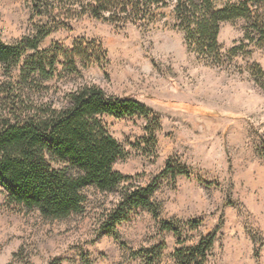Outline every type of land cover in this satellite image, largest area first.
<instances>
[{
  "label": "rangeland",
  "instance_id": "obj_1",
  "mask_svg": "<svg viewBox=\"0 0 264 264\" xmlns=\"http://www.w3.org/2000/svg\"><path fill=\"white\" fill-rule=\"evenodd\" d=\"M60 21L68 26L54 29L39 49L80 43L89 46V60L77 61L76 74L58 66L42 83L38 100L60 106L71 89L96 85L109 96H130L148 107L159 119L154 140L144 116L104 115L102 121L125 151L113 169L133 186L155 182V213L138 207L106 233L103 214L116 203L117 192L90 187L83 212L48 219L11 203L0 186V264H176L177 249L213 231L204 264H264V50L229 58L228 50L242 37V21L220 24L219 64L187 48L171 4L157 9L146 27L88 16ZM39 22L29 0H0L2 42L14 44ZM17 73L0 65V84ZM168 160L190 176H160ZM161 222L174 224L180 236L163 230Z\"/></svg>",
  "mask_w": 264,
  "mask_h": 264
},
{
  "label": "trees",
  "instance_id": "obj_2",
  "mask_svg": "<svg viewBox=\"0 0 264 264\" xmlns=\"http://www.w3.org/2000/svg\"><path fill=\"white\" fill-rule=\"evenodd\" d=\"M29 1L39 24L14 44L0 40V65L8 74L18 69L14 80L0 84V186L7 199L37 209L45 218L64 219L85 210L88 188L117 192L116 203L103 214L106 233H113L138 207L154 214L155 182L133 186L127 184L128 176L113 169L125 151L108 133L102 116H144L152 140L158 117L130 96H109L96 85L71 89L60 106L38 100L42 83L55 76L58 66L76 74L77 61H88L90 55L89 46L82 48L80 43L71 49L58 45L39 49L40 43L54 29L68 26L60 21L62 17L88 16L119 26L146 27L157 9L171 4L175 26L182 30L187 48L204 61L219 64L222 54L217 35L222 22L242 21V37L228 50L229 58L249 54L252 48L264 50V0ZM160 176L174 181L177 176L189 177L190 172L168 160ZM160 226L180 236L174 224L161 222ZM215 235L213 231L196 245L177 249L176 264H204ZM157 253L150 252L148 259Z\"/></svg>",
  "mask_w": 264,
  "mask_h": 264
}]
</instances>
